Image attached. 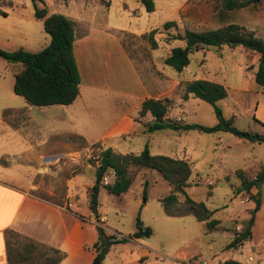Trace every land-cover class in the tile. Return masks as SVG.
<instances>
[{
  "label": "rangeland",
  "instance_id": "374dc122",
  "mask_svg": "<svg viewBox=\"0 0 264 264\" xmlns=\"http://www.w3.org/2000/svg\"><path fill=\"white\" fill-rule=\"evenodd\" d=\"M56 1L1 0L0 50L12 52L21 49L35 53L46 47L49 37L43 32L41 23L32 19L33 6L40 7L43 4L47 10H51L55 9ZM66 1L59 0V3ZM99 1L106 2L108 6L105 8L101 6V13H96ZM75 2L78 3L71 12L81 11L80 6L84 2H91L95 5H91L89 9V19L105 21L107 24L105 30L94 26L86 30L87 43L91 44V55L86 49L81 64L87 79L79 83L78 96L71 106H29L27 109L22 98L15 96L11 91L13 77L21 70V65L7 63L0 58V131L12 133L2 128L3 120L10 126L12 124L16 127L22 126V134L17 132L16 137L20 145L16 150L28 146L30 140L33 143L34 140L44 137L55 142L49 145V148H55L59 146L57 143L59 138L55 136L59 133V114L72 119L79 136L89 146L82 149L83 141L77 139L80 151L74 155L69 154L72 156L69 157V163L73 164V167L60 163L59 168L57 158L43 169L16 167L15 172L18 175L23 171L31 173L33 176L31 194L58 205L66 201L63 198L68 189L66 180L71 176L78 177L80 182L77 184L79 185L77 194L82 206L77 212L80 214L85 203L82 198L84 188L80 185L89 187L94 181V167L89 165L87 160L93 159L102 151L98 144L100 139L105 136L117 117L131 109L136 102L135 99L127 97V92H130L128 85L134 80L130 67L119 55L110 38H106L108 51L101 53L98 50L95 45H100L96 40L97 33L101 30L111 38L121 39L136 67L137 75L145 86V91L153 94L169 85L167 81L157 84L158 73L155 70L163 67L162 72L170 80L176 78L178 73L160 63L168 50L167 44L171 48L184 46L182 41L171 40L170 37L175 34L182 35L184 30L203 32L219 25L220 23L215 21L204 20V17L210 18L212 12L220 10L223 0H152L154 9L151 13H145L142 5L136 0H75ZM230 15H233L232 12ZM167 21H174L176 27L162 30L161 25ZM154 29L155 32L150 38L156 45L152 49L147 38L142 35H147ZM121 32L141 36L131 39ZM157 45L162 49L158 50ZM221 49L222 53L214 47H201L191 52L183 75L196 80L225 84L227 95L215 105L220 109L224 120L230 121L235 129L245 134L239 141L232 134L222 131L206 134L197 130L169 128L179 124L211 127L216 123L210 104L193 97H189L185 102L180 99L184 84L179 85L182 89L177 91L174 99H170L173 105L164 118L168 123L167 128L152 133L146 132L142 126L150 120L146 116L139 119L141 125L134 134L122 136L117 141L126 154L136 155L146 145L150 155L186 160L190 176L187 181L189 186L184 191L185 196L194 202H202L208 210L214 211L211 219L219 221L216 227L223 229L214 228L220 232L216 230L212 239L204 234L205 227L198 223L194 213L185 209L184 195L176 194V204L162 206L160 200L170 191L167 182L159 172L142 169L125 194L113 195L106 193L102 188L99 189L96 215L102 220L97 226L106 228V231H102L107 237L113 236L115 239L134 237L139 244L165 256H171L174 252L183 255L199 251L200 256L206 261L212 255L221 254L225 257L229 253L224 248L237 232L236 227L238 226L240 231L249 217L248 211L244 212L242 209L247 208L249 204L247 200L253 201L251 197L253 196L259 200V209L251 226V239L243 244V250L250 251L252 248L250 244L254 243L260 244L264 250V176L259 184L258 194H255L256 190L253 188L247 194L244 191L238 192L239 182L234 174L237 170H242L247 179H253L264 164V144L249 141L244 137L264 134L262 109L264 89L258 88L249 78L250 69L243 68L244 64L252 61L249 50L236 46L234 50L229 51L225 45ZM233 65L237 68H233ZM237 84L247 91H233V86ZM257 102L261 106L255 114L253 108ZM9 109L21 110L22 114L16 112L17 116L14 118L11 112H7ZM3 113L7 114L6 117H3ZM18 114L22 117H18ZM46 133L49 134L48 137ZM0 134L2 136L1 132ZM112 179V172L107 171L102 184L111 183ZM143 182H146L145 187ZM231 209L236 212H231ZM136 218L142 227L150 229L151 234L148 237L139 236L137 233ZM224 230L228 233L222 234L221 231ZM205 231L211 233L207 232L206 228ZM16 234L24 237L18 232ZM16 241L22 240L17 238ZM133 246L138 249L137 245ZM113 251V254L121 258L129 254V251L118 248H114ZM252 256L254 257L255 253H252ZM190 262L191 259L182 264Z\"/></svg>",
  "mask_w": 264,
  "mask_h": 264
},
{
  "label": "trees",
  "instance_id": "16d2710c",
  "mask_svg": "<svg viewBox=\"0 0 264 264\" xmlns=\"http://www.w3.org/2000/svg\"><path fill=\"white\" fill-rule=\"evenodd\" d=\"M264 0H225L223 8L226 11L240 9L249 4H256ZM144 9L145 13H151L154 9L152 0H137ZM107 6V3H105ZM32 19L39 21L43 32L49 37V42L39 52L31 53L21 49L6 52L0 50V58L7 63H18L21 70L13 77L11 91L15 96L22 98L27 106L47 107V106H68L78 95L79 74L72 53L73 30L71 21L59 14H49L46 7L33 6ZM174 21H167L161 25L162 30L175 28ZM155 32L149 31L147 38L152 49L155 42L150 36ZM264 35V28H263ZM171 40L182 41V48H171L163 59V64L176 72H180L189 63L188 55L201 47H214L219 49L222 45L234 48L241 43V46L253 53L257 58V66L254 72L253 81L258 88L264 89V42L256 37L252 31L244 27L228 24L214 30L194 32L184 30L183 34H175ZM225 88L217 83L194 80L184 84L180 99L186 101L188 96L201 100L213 107V114L216 123L211 127H202L194 124L173 125V129L184 131L197 130L202 133L227 132L240 138L245 135L235 129L231 122L224 120L220 109L215 105L219 100L226 97ZM173 105V101L167 98L154 99L152 97L144 99L138 108L135 121L148 116L149 121L142 124L148 133L163 130L168 127L164 117ZM10 113V111H7ZM6 113V112H5ZM7 114L3 113V117ZM249 141L264 144V134L249 135ZM87 163L94 167V184L88 188L87 204L91 214L97 211V194L99 188L108 194H125L133 183L135 176L142 169L154 170L161 174L167 182L169 194L160 200L162 206L176 204V194L184 195L183 205L192 213L198 222H204L207 232L215 230L218 225L217 220L211 219L213 212L208 210L202 202H194L185 196V189L189 186L190 176L189 164L186 160L173 159L162 155H150L147 146L136 155L113 154L110 148H106L95 156L88 159ZM107 171L113 173L111 183L102 184V180ZM235 176L239 182L238 192L249 194L253 188L258 194L259 184L264 176V164L255 174L253 179H247L242 170H237ZM146 182H143V187ZM143 194V191H142ZM253 208L248 211L249 217L243 228L237 231L230 242L225 246L227 249H235L243 242L251 238V226L254 215L259 209V200L253 197ZM170 202V203H169ZM97 230V240L92 245L95 250V259H101L108 248L113 244L124 243L127 239H115L113 236L104 237L100 228ZM136 230L139 236L148 237L151 234L149 228L142 227L141 222L136 218ZM5 255L7 264H58L63 258L64 253L56 249L45 247L44 245L33 243L24 237H20L12 230L4 231ZM20 238L22 241H16ZM223 264H238L226 261Z\"/></svg>",
  "mask_w": 264,
  "mask_h": 264
},
{
  "label": "crops",
  "instance_id": "0c3cea01",
  "mask_svg": "<svg viewBox=\"0 0 264 264\" xmlns=\"http://www.w3.org/2000/svg\"><path fill=\"white\" fill-rule=\"evenodd\" d=\"M224 1L225 0L222 2L220 10H217L216 13L212 12L210 14V18L204 17V20L206 21L212 20L220 23L210 30H214L228 24H234L244 27L248 31H252L256 37L262 39L264 42V2L261 1L256 4H249L248 6L240 9L226 11L223 8ZM77 3L78 2H75V0H67L66 2H61L60 4L59 0H57L54 5L55 9L47 11L49 14L62 15L71 21L74 37L72 43V53L81 83L87 79L81 64L86 49L88 50L89 55H91V44L87 43L88 36L86 35V30L91 26L105 30L107 28V24L105 21H92L89 19V9L91 5H95L91 4V2H84L83 5L80 6L81 11H78L77 13L71 12V9L74 8ZM105 3L106 2L99 1L98 6L96 5L97 7L95 12L101 13V6L104 8L108 6H105ZM231 12L233 14L232 16L230 15ZM121 33L131 39L134 37L139 38L141 36L126 32ZM97 34L96 40L99 41L97 43L100 45H95L98 50L101 53L107 52L108 45L106 38L113 40L119 55L124 58L125 62L130 67L134 78L132 83L128 85L130 92H126L128 93L127 97L135 99L136 102L133 104L131 109L123 112L117 117L114 124L108 129L105 136L101 138L100 142L98 143L102 150L110 148L113 154L125 155L126 153L120 148L121 145L117 140L122 136L134 134L138 129V126L141 125V123L135 121V114L137 115L140 103L144 99L150 97L154 99H174L177 91L182 89L183 84L194 81L196 78H189L188 76L183 75V68L177 73L176 78L170 80L168 77H166V75H164L162 72L164 68L161 67L160 70H155V72L158 73L156 82L157 84H163L167 81L169 82V85L162 88L161 90H157L153 94L146 92L145 86L143 82H141V78L137 75L136 67L132 59L129 57L127 48L122 43L121 39L119 37L111 38L110 35L101 30ZM167 45L169 46L168 50L164 53V56L160 61L162 65L164 57L171 49V46L169 44ZM223 46L224 45L221 47ZM221 47L216 49L220 53H222ZM227 48L229 51L234 50V48ZM157 49L160 50L162 47L157 45ZM249 52L252 56V61L251 63L248 62L244 64L243 68L245 70L250 69L251 74L249 78L254 83L253 76L256 70L258 56L251 51ZM233 68H237V66L233 65ZM222 86L226 88L225 84ZM232 90L237 92L247 91L246 88H241L239 84H237V86H233ZM189 97L191 96H188V98ZM73 102L69 106H71ZM260 106L261 105L259 102H257L256 106L253 108L255 114L258 110V107ZM26 108L29 109V106L26 105ZM262 109H264V107H262ZM9 110L14 118L17 116V113L22 114L21 110ZM18 117L22 116L18 114ZM180 122H182V120H180ZM1 125L2 128L10 130L12 133H6L7 131L4 130L0 131L2 133V136H0V264H7L4 244L5 230L18 232L37 244H42L45 245V247L53 248L61 253H64V258L58 264H94L95 261L96 264H182V262H187V260L191 259L193 256L195 258L204 259L202 256H200L199 251L194 253H186L183 255H179L177 252H174L171 254V256H165L164 254H159V252L139 244L137 242V238L134 237L127 239L124 243L111 245L101 259H95V250L92 248V245L97 240L96 228H100L103 231H106V228L97 226V223H101L102 219L96 214H91L88 209L87 191L90 186L84 187L80 185L84 188L82 198H84L85 203L83 210L79 214L77 209H79L82 205H80V197L77 194L79 188V185L77 186V184L80 182L78 177L71 176L66 180L68 189L67 193H65L63 196L64 200L66 201L63 204L58 205L47 202L46 200H43V198H38L31 194V190L33 189V176L31 173H25V171H23L19 173V176L15 172L16 167L29 169L35 167L43 169L44 167H48V164L54 162V160L57 158H59V168L60 163H64L68 167H73V164L69 163V157H72L69 156V154L71 153V155H74L80 151V146L77 139L82 140V138L79 136L77 128L74 125L72 119L66 115L62 116L59 114V133L55 134V136L59 138L57 142L59 146L55 148H49V145L55 142H51L49 138L44 137L34 140L33 143L30 140L28 146H23L21 149L16 150V147L20 145V141L16 136L18 134H22V126L16 127L13 124L10 126L7 122H5V120L1 122ZM46 136L48 137L49 134L47 135L46 133ZM82 141V149L89 147L86 142H84V140ZM237 141H239V138ZM31 155H34V157L32 158ZM246 202L249 204L247 208L242 209L244 212L246 210L250 211L254 206L251 201L247 200ZM234 211V209H231V212ZM98 218L100 222L97 221ZM198 223L204 226V222ZM216 228L221 230L223 229L220 227ZM216 230L211 231V233H206L204 228L203 233L207 234L208 237L212 239L214 238V234L217 231L220 232V230ZM250 231L252 236V230L250 229ZM221 233L227 234L228 232L224 230L221 231ZM103 236L107 237L106 234H103ZM207 242L209 243V241ZM245 242L235 249L225 250L227 253H229L228 256L224 257L221 254L219 256H210L207 258V263L223 264L226 261H232L238 264H264V250L261 248V245L255 243L252 245L250 244V247L252 248L250 251H248L243 250V244ZM133 245H137L138 249L134 248ZM207 246L208 248L210 247L209 245ZM114 248H118L119 250H127L129 251V254L124 255V257L121 258L120 256L113 254ZM132 252L133 254H130ZM252 253H255L254 257L252 256Z\"/></svg>",
  "mask_w": 264,
  "mask_h": 264
},
{
  "label": "built area",
  "instance_id": "2783aa9c",
  "mask_svg": "<svg viewBox=\"0 0 264 264\" xmlns=\"http://www.w3.org/2000/svg\"><path fill=\"white\" fill-rule=\"evenodd\" d=\"M112 176H113V173H112ZM239 228L238 226L236 227V231H238ZM190 264H208L206 260L204 259H201V258H195V259H192L191 258V262Z\"/></svg>",
  "mask_w": 264,
  "mask_h": 264
},
{
  "label": "water",
  "instance_id": "95a60500",
  "mask_svg": "<svg viewBox=\"0 0 264 264\" xmlns=\"http://www.w3.org/2000/svg\"><path fill=\"white\" fill-rule=\"evenodd\" d=\"M239 45L241 46V43H239ZM169 128H170V129H173V126H169ZM244 137H245V139H248V138H249V136H244ZM94 264H96V261H95Z\"/></svg>",
  "mask_w": 264,
  "mask_h": 264
}]
</instances>
